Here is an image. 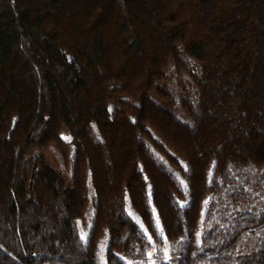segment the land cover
Masks as SVG:
<instances>
[{
  "label": "trees",
  "instance_id": "16d2710c",
  "mask_svg": "<svg viewBox=\"0 0 264 264\" xmlns=\"http://www.w3.org/2000/svg\"><path fill=\"white\" fill-rule=\"evenodd\" d=\"M0 264H264V0H0Z\"/></svg>",
  "mask_w": 264,
  "mask_h": 264
},
{
  "label": "rangeland",
  "instance_id": "374dc122",
  "mask_svg": "<svg viewBox=\"0 0 264 264\" xmlns=\"http://www.w3.org/2000/svg\"><path fill=\"white\" fill-rule=\"evenodd\" d=\"M62 138L65 140V141H68V139H69V137H68V135H67V133L66 132H62ZM44 153H47V159H48V161L51 163V164H53V165H55V166H57V167H59V169L61 168V162H60V160H59V158H58V156H57V154H55V153H53V152H47L46 150L44 151ZM62 178H63V180H64V182H65V184L67 185V178H66V176H65V174L62 172Z\"/></svg>",
  "mask_w": 264,
  "mask_h": 264
},
{
  "label": "snow or ice",
  "instance_id": "6c2138e0",
  "mask_svg": "<svg viewBox=\"0 0 264 264\" xmlns=\"http://www.w3.org/2000/svg\"><path fill=\"white\" fill-rule=\"evenodd\" d=\"M131 214V213H130Z\"/></svg>",
  "mask_w": 264,
  "mask_h": 264
}]
</instances>
